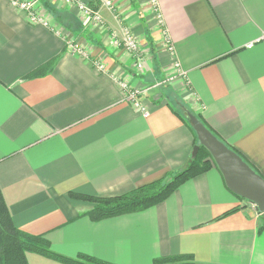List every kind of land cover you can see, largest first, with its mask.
I'll list each match as a JSON object with an SVG mask.
<instances>
[{
  "label": "crops",
  "instance_id": "obj_1",
  "mask_svg": "<svg viewBox=\"0 0 264 264\" xmlns=\"http://www.w3.org/2000/svg\"><path fill=\"white\" fill-rule=\"evenodd\" d=\"M84 1L102 23L63 0H36L44 26L0 0V192L13 226L45 235L58 254L113 264L183 254L195 264H264L262 216L217 166L162 203L100 220L86 214L91 202L70 196L123 195L186 167L197 139L178 114L191 112L264 178V0H157L162 24L150 0H113L115 9ZM124 26L142 45V69L115 43ZM120 81L164 83L141 92L144 113Z\"/></svg>",
  "mask_w": 264,
  "mask_h": 264
},
{
  "label": "trees",
  "instance_id": "obj_2",
  "mask_svg": "<svg viewBox=\"0 0 264 264\" xmlns=\"http://www.w3.org/2000/svg\"><path fill=\"white\" fill-rule=\"evenodd\" d=\"M44 7H46L51 14H56L55 19L59 18L57 13H55L54 9L50 7L48 3L44 2ZM49 68V65L41 66L38 69L31 71V73H28V77L42 76L46 74ZM191 113L194 114L193 112ZM194 116L203 123L199 116L195 114ZM178 117L190 127L189 129L192 128L187 116L178 114ZM191 130L193 131V129ZM229 148L237 153L233 148ZM199 153L204 154L203 158L199 156ZM208 153L209 152L203 146H199L197 153L194 154L195 156L191 158L186 167L177 171L169 172L163 178L138 186L123 193V195L119 194L101 197L70 193V196L71 198L89 201L93 204L92 208L88 209L86 213L93 220H100L124 213L141 211L162 203V201L170 196L171 193H174L176 188L187 179L205 172L211 165L215 166L211 155ZM237 154H239L247 165H249L240 153ZM249 166L252 168L251 165ZM2 200L0 192V264H27L26 253L39 254L48 257V259L50 258L64 264H113L102 260L99 261L98 258L82 253L77 254L75 257H67L54 252L51 250L50 242L45 235L30 234L13 226L11 217L4 201ZM262 229H264V225H262ZM152 264L195 263L193 257L183 254L167 256L164 258L158 257L153 260Z\"/></svg>",
  "mask_w": 264,
  "mask_h": 264
},
{
  "label": "water",
  "instance_id": "obj_3",
  "mask_svg": "<svg viewBox=\"0 0 264 264\" xmlns=\"http://www.w3.org/2000/svg\"><path fill=\"white\" fill-rule=\"evenodd\" d=\"M186 116L197 139L192 157L197 153L199 146H203L221 172L229 191L255 205L264 222V178L247 165L239 154L219 141L197 117L191 113Z\"/></svg>",
  "mask_w": 264,
  "mask_h": 264
},
{
  "label": "built area",
  "instance_id": "obj_4",
  "mask_svg": "<svg viewBox=\"0 0 264 264\" xmlns=\"http://www.w3.org/2000/svg\"><path fill=\"white\" fill-rule=\"evenodd\" d=\"M97 5L106 7L108 9H115L116 6L114 4L113 0H94ZM157 0H150L148 3H150L151 10L153 11V14L156 16L157 21L159 24H162L161 15H159L158 10V3H156ZM63 2L67 5H73L77 8L78 11L83 13L88 18L92 19L93 21L97 22L98 24L102 23V18L100 13L97 9H94L92 5H89V3L85 2L84 0H63ZM11 3L18 8L24 10L27 14L28 21L31 23L41 24L44 26H51L49 18L42 14V11L37 8L35 5V0L30 1H21V0H11ZM122 35L119 40L115 41V43L121 44L131 55H134L136 59V67L139 68L141 66L142 58L140 55H138L140 52V43L137 42V39L133 36L132 32L128 28V26H124L121 28ZM162 41L164 42V45L172 55L173 53V46L169 40V36H167V32L165 30L162 31ZM67 47L74 53L80 54L81 56L85 57L87 56V52L83 49L81 44H78L76 41H72V39L66 38V44ZM103 68V65L100 63H96V69L101 70ZM141 68V67H140ZM139 68V69H140ZM121 88L124 90L125 93V99L128 102H131L132 105L136 108H139L142 112H146L145 107L138 101V97L141 95V92H144L151 87H145V88H132L130 87L126 82H119ZM255 206V205H254Z\"/></svg>",
  "mask_w": 264,
  "mask_h": 264
},
{
  "label": "rangeland",
  "instance_id": "obj_5",
  "mask_svg": "<svg viewBox=\"0 0 264 264\" xmlns=\"http://www.w3.org/2000/svg\"><path fill=\"white\" fill-rule=\"evenodd\" d=\"M37 8H39V7L37 6ZM137 41H138V40H137ZM140 44H141V43H140ZM141 50H142V45H140V51H139L140 53H139L138 55H140L141 58H142V62H140V63H141V66H143V64H144V63H143L144 60H143V55H142V53H141ZM141 66H139V68H140ZM140 69H142V67H141ZM163 83H164L163 81H157V82L152 83V84H150V85H148V86H146V87H151L150 89H153V88H155V87H158V86L162 85ZM141 88H143V87H140L139 89H141ZM199 156L203 158L204 154L199 153Z\"/></svg>",
  "mask_w": 264,
  "mask_h": 264
},
{
  "label": "flooded vegetation",
  "instance_id": "obj_6",
  "mask_svg": "<svg viewBox=\"0 0 264 264\" xmlns=\"http://www.w3.org/2000/svg\"><path fill=\"white\" fill-rule=\"evenodd\" d=\"M145 88V87H144Z\"/></svg>",
  "mask_w": 264,
  "mask_h": 264
}]
</instances>
